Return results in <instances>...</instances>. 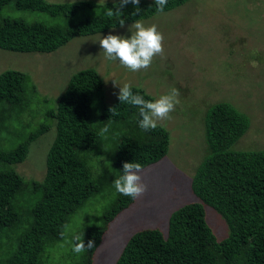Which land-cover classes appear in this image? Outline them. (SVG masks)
Wrapping results in <instances>:
<instances>
[{
    "label": "trees",
    "instance_id": "trees-1",
    "mask_svg": "<svg viewBox=\"0 0 264 264\" xmlns=\"http://www.w3.org/2000/svg\"><path fill=\"white\" fill-rule=\"evenodd\" d=\"M188 0H168L163 11L183 6ZM92 0L54 3L46 0H0V48L19 52H52L77 36L92 35L121 26ZM140 13L132 15L129 3L124 24L159 13L154 0H140ZM5 8L44 12L49 21H26L3 16ZM103 76L96 68L79 70L47 110L53 121L33 131L22 121L38 95L29 74L6 70L0 74V264H48L50 249L63 241L74 215L98 195L113 196L98 224L84 229L85 244L95 247L72 259L71 264H94L95 254L110 222L135 200L115 191L113 180L124 162L147 167L163 159L170 147V132L162 124L144 131L138 125V109L106 103ZM147 100L154 97L132 86ZM110 107L119 113L111 116ZM56 125V136L46 160L42 181L27 180L16 169L39 136ZM208 153L198 167L192 189L204 203L227 220L230 234L219 240L208 224L202 202L187 203L170 218L169 232L145 228L134 233L114 264H264V149L235 150L250 119L233 104L221 101L205 115ZM108 126L104 136L100 129ZM107 152L116 168L105 172L96 156ZM96 166V169H95ZM65 235L61 237L60 232Z\"/></svg>",
    "mask_w": 264,
    "mask_h": 264
},
{
    "label": "rangeland",
    "instance_id": "rangeland-1",
    "mask_svg": "<svg viewBox=\"0 0 264 264\" xmlns=\"http://www.w3.org/2000/svg\"><path fill=\"white\" fill-rule=\"evenodd\" d=\"M72 3L82 0H46ZM106 4L117 0H92ZM151 1V0H147ZM101 7L100 11H107ZM3 16L26 21H49L44 12L5 8ZM155 24L163 34V55L153 58L146 70L129 71L119 61L105 58L98 40L108 34L128 37L129 26L114 27L92 35L77 36L52 52H19L0 48V74L8 69L29 74L38 95L22 121L27 131L39 124L52 123L46 111L56 107L70 78L79 70L93 67L104 78L106 103L113 105L119 85L130 83L144 88L154 100L175 87L179 101L171 118L159 121L170 132L167 155L143 168L146 194L123 209L110 222L95 254L94 264H114L131 236L145 228L169 232L173 212L187 203L202 202L208 224L219 240L230 234L226 218L204 203L192 189L193 177L208 153L205 115L213 104L226 101L250 119L245 134L233 146L235 150L264 149V0H188L183 6L139 19ZM256 50L253 55L252 51ZM56 125L30 146L27 158L15 165L27 180L42 181L47 170V154L56 136ZM98 166L105 172L116 171L111 156L104 152ZM96 169V166H95ZM98 195L74 215L63 241L50 249L48 264H71L73 233L84 232L98 224L114 196ZM85 242V235H84Z\"/></svg>",
    "mask_w": 264,
    "mask_h": 264
},
{
    "label": "clouds",
    "instance_id": "clouds-1",
    "mask_svg": "<svg viewBox=\"0 0 264 264\" xmlns=\"http://www.w3.org/2000/svg\"><path fill=\"white\" fill-rule=\"evenodd\" d=\"M129 3L134 7L133 16L140 13V0H117L114 7L108 8L105 14L108 17L119 18V24L124 26L123 10ZM167 3L168 0H154L157 12H163ZM129 31L131 35L128 37L108 34L98 40L99 45L106 59L118 60L121 66L132 72L146 70L151 66L155 56L163 55V34L157 30L155 24L145 26L140 20H135L129 26ZM252 54L255 55L256 50H253ZM114 85H119L120 90L117 94L119 104L131 105L138 109L140 117L138 125L144 131L155 130L159 121L170 119V114L180 103V93L175 87L155 100H147L139 93H134L130 83L121 85L114 80ZM109 112L111 116L119 114L115 107H110ZM108 131L109 128L106 125L100 129L99 135L104 136ZM121 173L113 180L115 191L132 200L142 198L148 190V185L143 180L142 165L138 162H124ZM60 235L63 237L64 231H61ZM72 243V251L77 255L95 247L93 240H88L85 244L83 231L73 233Z\"/></svg>",
    "mask_w": 264,
    "mask_h": 264
}]
</instances>
